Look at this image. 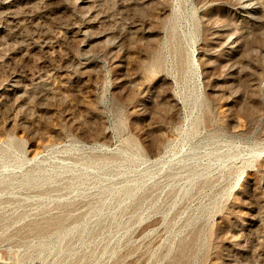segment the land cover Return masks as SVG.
<instances>
[{
  "label": "rangeland",
  "instance_id": "obj_1",
  "mask_svg": "<svg viewBox=\"0 0 264 264\" xmlns=\"http://www.w3.org/2000/svg\"><path fill=\"white\" fill-rule=\"evenodd\" d=\"M0 264H264V0H0Z\"/></svg>",
  "mask_w": 264,
  "mask_h": 264
}]
</instances>
